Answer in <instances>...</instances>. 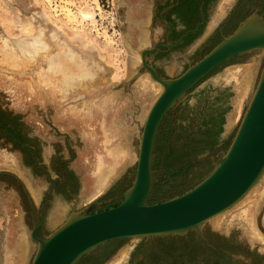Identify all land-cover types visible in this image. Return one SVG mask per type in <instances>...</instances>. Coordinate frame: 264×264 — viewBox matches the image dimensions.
I'll list each match as a JSON object with an SVG mask.
<instances>
[{
    "label": "rangeland",
    "instance_id": "1",
    "mask_svg": "<svg viewBox=\"0 0 264 264\" xmlns=\"http://www.w3.org/2000/svg\"><path fill=\"white\" fill-rule=\"evenodd\" d=\"M168 2L0 0V264L31 263L37 247L31 231L41 220L51 180L46 231L38 237L73 211L88 207L87 213H94L120 201L134 178L144 117L162 91L142 68L140 52L167 40L166 21L173 42L194 35L149 57L159 76L176 78L246 17L264 14V0H190L188 8L176 12L169 11L173 3ZM25 20L35 27L31 36L23 34ZM35 38L42 49L26 56L18 45ZM58 55L62 65L52 68L49 59ZM250 58H258V68L256 81L243 85L246 96L237 98L236 82H212L225 73L219 67L165 118L155 147V202L191 189L223 160L256 87L264 51L231 62ZM69 68L88 69L92 76L58 81ZM63 112L72 119L66 121ZM107 137L115 151L102 166L98 147ZM123 153L129 166L115 175ZM15 233L25 251L22 258L12 255L9 236ZM205 241L235 264H264V176L236 206L205 223L200 234L114 241L80 264H222Z\"/></svg>",
    "mask_w": 264,
    "mask_h": 264
},
{
    "label": "water",
    "instance_id": "2",
    "mask_svg": "<svg viewBox=\"0 0 264 264\" xmlns=\"http://www.w3.org/2000/svg\"><path fill=\"white\" fill-rule=\"evenodd\" d=\"M171 7L166 9L168 11ZM167 28L169 25L165 22ZM159 44L140 52L141 66L162 87L146 117L134 178L116 207L87 213L73 211L54 231L36 234L43 225L44 206L53 192L51 180L41 220L35 222L31 238L37 247L30 264H78L108 243L138 238L186 236L201 233L202 226L236 206L264 176V63L256 87L234 137L213 170L186 192L150 204L155 182V147L161 126L169 113L209 74L234 58L264 51V14H251L222 38L208 53L176 78H162L150 64L161 49L183 43Z\"/></svg>",
    "mask_w": 264,
    "mask_h": 264
},
{
    "label": "crops",
    "instance_id": "3",
    "mask_svg": "<svg viewBox=\"0 0 264 264\" xmlns=\"http://www.w3.org/2000/svg\"><path fill=\"white\" fill-rule=\"evenodd\" d=\"M163 52H161V53H163ZM158 55H161V54L159 53ZM239 57H241V56H239ZM239 57H237V58H239ZM233 60H235V58ZM233 60H231L227 64L221 66L222 68H224L223 70L225 71V73H223L222 76L215 77V79L212 82H236V85L233 84V86H234V88L237 91L236 92V96L239 99V97H241L243 95L244 96L247 95V91L243 90V85H248L249 86L250 82L256 81L255 75H256V72H257V68H258V58H250V59H248V60H246L244 62H241L239 64H231V62ZM153 67L156 69V71L158 73L159 72L158 66H156V65L154 66L153 65ZM207 79L203 80L202 82H206ZM137 82H138V80H137ZM228 85L230 86L232 84L228 83ZM241 87H242V89H241ZM240 101H241V99H240ZM235 108H236V106H235ZM146 117H147V115L144 117V123H145ZM103 145L98 147V151H100V153L101 152L103 153V155L100 156V161H103L101 163L102 166L106 165L107 161H105V160H107L109 157H112L111 155H113V153L115 151L113 143L110 142V140L108 141V137L105 139V145L104 146ZM100 153H99V155H100ZM107 165H108V163H107ZM116 166H118L119 168L116 170L115 175L118 172H120V171H121V173H123L124 169H126V167L129 166L128 155L127 154L124 155V153H123L121 158L117 159ZM99 196H100V193L95 194L93 197H91V199H90V201H88V203H91L94 199L98 198ZM56 228L52 229L49 233L54 231ZM39 231H41V232L42 231L43 232L46 231L45 228H44V225H42L39 228L38 232ZM44 236L45 235H42L40 237H44ZM19 238H20V234H16L15 233L13 235V237L9 236V241L10 240L13 241L12 255L13 256H18L19 258H22V255H24L25 251L23 250V245L19 244V242H18ZM14 261L18 262L19 260H14Z\"/></svg>",
    "mask_w": 264,
    "mask_h": 264
},
{
    "label": "bare ground",
    "instance_id": "4",
    "mask_svg": "<svg viewBox=\"0 0 264 264\" xmlns=\"http://www.w3.org/2000/svg\"><path fill=\"white\" fill-rule=\"evenodd\" d=\"M35 30V27L33 26V24L31 23L30 20H25L24 21V24L22 26V31L24 32L23 34H25V36H31L32 33L34 32ZM27 39H29L27 37ZM26 44H24L23 47H27V48H23L22 46H20L21 44L18 45L19 49L21 50V52L23 54H25L26 56H29V57H33V55L35 53H37V51L39 49H42L39 45V42L38 40L35 38L34 40H27L25 41ZM164 45V44H163ZM157 46V45H155ZM154 46V47H155ZM150 49V48H148ZM163 51H167L166 49H163L161 50L160 52H163ZM142 52V51H141ZM158 54V53H157ZM244 56V55H243ZM49 65L53 68L54 65H62V59L60 57V55H58L57 57H52L49 59ZM153 66V65H152ZM79 69V68H78ZM77 68H69V70H66L63 72V74L61 75V77L58 79V81L62 82V83H65L63 81L66 80V82H70V81H74L75 79H77L78 81H83V79H87L89 77H91V73H90V70H86L85 68L84 69H80L78 71ZM58 72H61L60 70ZM65 78V80H64ZM76 80V81H77ZM74 88L73 86H69V89H72ZM159 96V95H158ZM157 96V97H158ZM93 98H91L90 100H92ZM240 104H238L237 107H239ZM88 107V106H86ZM151 109V108H150ZM150 111V110H149ZM64 113V112H63ZM149 113V112H148ZM239 113V112H238ZM240 114V113H239ZM239 114L236 115V118L239 117ZM148 115V114H147ZM64 119H66V121H70L73 117V115L71 114H68L67 112L64 113ZM76 118H77V115H76ZM244 199V198H243ZM242 201V200H241ZM218 223H223V222H218Z\"/></svg>",
    "mask_w": 264,
    "mask_h": 264
},
{
    "label": "flooded vegetation",
    "instance_id": "5",
    "mask_svg": "<svg viewBox=\"0 0 264 264\" xmlns=\"http://www.w3.org/2000/svg\"><path fill=\"white\" fill-rule=\"evenodd\" d=\"M169 2H168V5L169 4H172V8L173 9H171V10H169V11H173V12H176V11H179V10H181L182 8H188V5H189V1L190 0H174L173 2H171L170 0H168ZM168 11V12H169ZM167 12V13H168ZM167 22V21H166ZM169 24V23H168ZM169 31H168V33H167V40L164 42V43H160V44H167V43H169L170 41H172L173 42V40H172V34H173V29H172V27L169 25ZM177 42V41H176ZM175 43V42H174ZM161 50H163V49H161ZM161 53V52H160ZM159 54V53H158ZM156 56H157V54H156ZM154 66H155V64H154ZM205 243H206V248H207V250L209 251V253H212V254H215L216 256L218 255V259H219V261L222 263V264H235L236 262L235 261H232V258L228 255V254H226L225 252H220L219 250H218V248H216V246H214L213 244H210V242H206L205 241ZM255 257V256H254ZM246 264H253L252 263V260H251V262H248V261H246L245 262Z\"/></svg>",
    "mask_w": 264,
    "mask_h": 264
},
{
    "label": "trees",
    "instance_id": "6",
    "mask_svg": "<svg viewBox=\"0 0 264 264\" xmlns=\"http://www.w3.org/2000/svg\"><path fill=\"white\" fill-rule=\"evenodd\" d=\"M195 9H196V8H194V10H195ZM193 36H194V35H189L188 38L185 40V43L188 42V41H189V38H191V37H193ZM212 73H213V72H212ZM212 73H211V74H212ZM211 74H209L208 76H210ZM208 76H207V77H208ZM207 77H206V78H207ZM206 78H205V79H206ZM202 81H203V80H202ZM202 81H201V82H202ZM201 82H200V83H201ZM200 83H199V84H200ZM199 84H198V85H199ZM198 85H197V86H198ZM197 86H196V87H197ZM196 87H195V88H196ZM195 88H193V90H194ZM193 90H192V91H193ZM192 91H191V92H192ZM218 117L220 118V121H221V122H222V120L224 121L223 115L220 113V111H218ZM0 120H1V119H0ZM5 127H7V124H5ZM161 127H162V126H161ZM3 129H4V128H3ZM122 199H123V195H122V198L120 199V201H121ZM120 201H119V202H116V203H114V204H112L111 206H108L106 209H109V208H112V207H116V206L120 203ZM149 203H150V204H154V203H157V202H155V201H154V197L151 196V198H150V200H149ZM106 209H105V210H106ZM90 213H92V212H90ZM84 259H85V258H83L78 264H80Z\"/></svg>",
    "mask_w": 264,
    "mask_h": 264
}]
</instances>
